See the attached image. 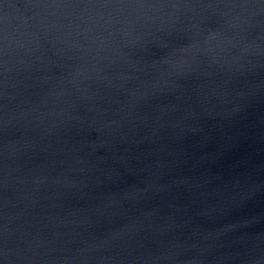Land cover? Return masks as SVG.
Instances as JSON below:
<instances>
[{"label":"water","instance_id":"obj_1","mask_svg":"<svg viewBox=\"0 0 264 264\" xmlns=\"http://www.w3.org/2000/svg\"><path fill=\"white\" fill-rule=\"evenodd\" d=\"M119 0H0V264H21L85 112Z\"/></svg>","mask_w":264,"mask_h":264}]
</instances>
